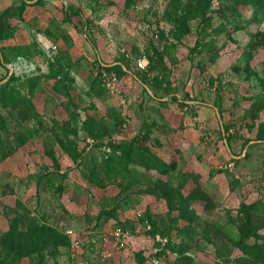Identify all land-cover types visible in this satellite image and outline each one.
<instances>
[{
  "label": "rangeland",
  "instance_id": "rangeland-1",
  "mask_svg": "<svg viewBox=\"0 0 264 264\" xmlns=\"http://www.w3.org/2000/svg\"><path fill=\"white\" fill-rule=\"evenodd\" d=\"M256 102L264 0H0V244L23 232L30 252L0 264L250 260L233 240L264 247ZM136 138L186 178L125 157ZM147 186L159 196L136 193ZM181 212L188 238L168 231Z\"/></svg>",
  "mask_w": 264,
  "mask_h": 264
},
{
  "label": "trees",
  "instance_id": "trees-1",
  "mask_svg": "<svg viewBox=\"0 0 264 264\" xmlns=\"http://www.w3.org/2000/svg\"><path fill=\"white\" fill-rule=\"evenodd\" d=\"M243 2H249V3H254L255 0H240ZM5 105V104H4ZM256 108L258 110L263 109L264 107V102H256ZM4 128V119L0 118V130H2ZM135 144L132 145H128L125 146L124 149H120V151L123 152V155H125V157L131 155L132 153L136 154L137 156L141 157V159L147 161L148 163L150 162L151 165L161 174V175H167L170 173V180H173V178L177 175L178 178L184 177L186 178V174L180 172V171H176L175 169V165L173 164H166L164 162H162L159 159H156V157L152 156L151 154L148 153V150L146 147H143L144 145V141H141L139 139L136 138V140L134 141ZM109 166H111V169H114L116 172L121 173V169L118 165H113L110 164ZM174 173H176V175L174 176ZM50 175V173L48 174ZM124 175V174H123ZM60 190V188L58 189ZM172 188H169V193H172ZM167 192V193H168ZM136 193H144V194H149L151 196H159V193L157 191V189L155 187H145L144 189H138ZM110 214H112L111 211L108 212H103L102 215H107L109 216ZM101 215V216H102ZM100 216V217H101ZM112 216V215H110ZM100 217H98L97 219L99 220ZM113 217V216H112ZM190 215H188L187 213H180L178 215L172 216V219L170 220V228H168V231L170 232L172 228H174V230L179 232V235H182V237H187L190 234L189 230H187V227L184 228H180L178 226V221L179 220H184L185 222L189 223V218ZM147 221L150 223L151 225V229L146 231V233H149V235L153 236L156 233H159L161 235H168L167 233L159 230L156 226V222L153 219L147 218ZM216 228H219L218 226H215ZM35 232L38 233L40 236H46L48 237L44 244H48L47 240H54L55 239H60L61 240V245L62 246H66L68 244V239L66 237H63L62 235H60L56 230L52 229V228H47V227H43V226H36L35 227ZM61 236V237H60ZM168 238V236H166ZM24 233L23 232H9L8 234L5 235V237L3 238V240L1 241L0 244V256L4 257V260L6 262L8 257H13L12 259L14 260V258H20V256H24V255H28L30 252H28L27 254H23V249H21L20 244L22 243V241H24ZM30 241V240H29ZM234 244L236 247H238L239 249H241L244 253H246L251 259L249 260V258L247 259H242L241 263L239 264H264V247L261 248L259 246H248L247 243L244 241V239H238L237 241L233 240ZM167 247H171V243L169 241L168 238V242H167ZM136 261L138 262V264H143L144 259L141 257L140 254H136ZM176 264H191L190 259L183 255L180 254L179 256H177L176 260H175Z\"/></svg>",
  "mask_w": 264,
  "mask_h": 264
},
{
  "label": "built area",
  "instance_id": "built-area-1",
  "mask_svg": "<svg viewBox=\"0 0 264 264\" xmlns=\"http://www.w3.org/2000/svg\"><path fill=\"white\" fill-rule=\"evenodd\" d=\"M137 66H138V68L140 69V70H144L145 69V63H143V62H141V61H139L138 63H137ZM110 82H111V84L112 85H114L115 84V78H113L112 76L110 77V80H109ZM147 229L149 230L150 228H149V226H147ZM115 235L117 236V239H118V241H120L121 243H120V246L122 247L123 246V244H124V240L127 238V233L126 232H124V231H122L120 228H118V229H116V232H115Z\"/></svg>",
  "mask_w": 264,
  "mask_h": 264
}]
</instances>
